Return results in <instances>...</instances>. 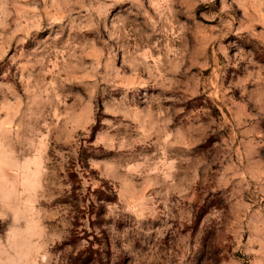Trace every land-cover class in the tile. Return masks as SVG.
<instances>
[{"label": "rangeland", "instance_id": "rangeland-1", "mask_svg": "<svg viewBox=\"0 0 264 264\" xmlns=\"http://www.w3.org/2000/svg\"><path fill=\"white\" fill-rule=\"evenodd\" d=\"M0 264H264V0H0Z\"/></svg>", "mask_w": 264, "mask_h": 264}, {"label": "trees", "instance_id": "trees-1", "mask_svg": "<svg viewBox=\"0 0 264 264\" xmlns=\"http://www.w3.org/2000/svg\"><path fill=\"white\" fill-rule=\"evenodd\" d=\"M2 231H3V228L1 227V228H0V233H1Z\"/></svg>", "mask_w": 264, "mask_h": 264}]
</instances>
